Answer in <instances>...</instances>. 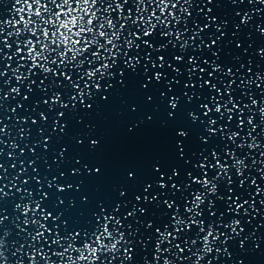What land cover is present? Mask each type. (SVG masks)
I'll return each mask as SVG.
<instances>
[{
	"label": "snow or ice",
	"instance_id": "6c2138e0",
	"mask_svg": "<svg viewBox=\"0 0 264 264\" xmlns=\"http://www.w3.org/2000/svg\"><path fill=\"white\" fill-rule=\"evenodd\" d=\"M260 3L264 4V0ZM186 4L189 0H14L15 15L0 19V78L10 70L11 76L3 79V83L14 77L26 92L33 91V84L44 91L41 85L45 79L55 82L57 88L71 90L66 102L61 100L59 91L54 92L44 101L49 107L55 104L75 107L77 99L81 105L91 107L84 104V98L94 95L92 89H101L102 79L106 81L103 87L107 88L113 69H118L120 64L135 69L142 57L144 72L149 64L153 69L167 66L165 72L153 71L147 80L160 81L170 69V86L172 82L178 83L176 76L183 72L187 77L185 88L198 85L208 90L207 102L200 105L203 114H216L215 118L209 116L204 133L198 137L202 146H209L207 155L203 149L186 155L177 141L178 156L185 161L183 177L175 167L170 171L155 168L160 178L154 183L165 191H179L180 196L163 199L162 218L147 219L139 237L136 236L139 229L131 224L126 226L121 217L135 219L137 212L146 215L142 206L134 205L131 211L120 213L119 203L107 211L98 205L99 211L92 213L88 227L69 229L59 213L45 212L37 200L31 212L40 209V218L30 221L25 216L22 221L24 225L31 223L32 231L21 237L26 230L16 224L19 239L11 242L5 239L10 235L8 230L0 232V264H113V261L206 264V255L214 249L220 255L227 254V248L222 251L216 245L240 236L244 231L242 223H249L251 216L264 208V70L253 72L249 67L241 72L245 66L240 64L234 72V66L218 63L213 46L223 35L222 23L217 24L214 16L205 15L207 22L201 26L193 19L191 35H186L192 17L190 4ZM248 19L245 12L240 23H247ZM209 23L220 35L207 44L203 39L195 43ZM235 27L238 29L239 25ZM259 30L264 33V28ZM201 45L207 50L206 55H194L190 51ZM258 54L264 56V48ZM13 58L15 66L9 63ZM37 76L39 83L30 78ZM10 91L19 94L21 89L12 87ZM183 94L189 101L192 99L191 95ZM177 99L173 97L169 101L172 108L177 106ZM63 115L57 113L58 117ZM189 116L193 121L197 119L192 112ZM40 118L46 119L43 112ZM176 135L187 138L188 133L180 129ZM96 144V140L91 141L93 147ZM174 177L181 182L173 181ZM149 187L145 185V191ZM3 195L6 194L0 188V196ZM143 199L157 201V195ZM160 206L158 202L157 207ZM15 208L22 214L30 212L29 203H17ZM49 218L51 226L44 223ZM3 220L0 216V222ZM239 243L243 246V239ZM8 248L12 259L5 255Z\"/></svg>",
	"mask_w": 264,
	"mask_h": 264
},
{
	"label": "water",
	"instance_id": "95a60500",
	"mask_svg": "<svg viewBox=\"0 0 264 264\" xmlns=\"http://www.w3.org/2000/svg\"><path fill=\"white\" fill-rule=\"evenodd\" d=\"M13 3L14 0H0V19H10L15 15ZM189 4L192 17L186 35H191L193 19L203 26L207 22L205 15L214 16L215 23H222L223 32L217 45L213 46L217 62L234 66V72L240 64L245 66L241 72L249 67L253 72L264 70V56L258 54L264 48V33L259 30L264 28V4L260 0H189ZM245 12L249 19L241 24V16ZM8 30L10 28H6ZM210 33L214 35L210 36ZM218 35L220 33L209 23V28L196 38L195 43L203 39L207 44ZM5 51L11 55L9 50ZM190 51L194 55L207 54L203 45ZM9 63L15 66V58ZM144 66L145 61L141 57L135 69L123 64L113 69L114 75L107 79L109 86L104 88L106 81L102 79L101 89H92L94 95L84 98V104H91V107L81 105L79 99L75 101V107L71 104L67 108L60 104L49 107L44 101L54 92L59 91L61 100L66 102L71 90L57 88L55 82L50 83L47 79L41 85L44 91L33 84V91L26 92L24 85L14 77L7 84L3 83V79L11 76L10 70L0 78V128H3L0 132V188L6 194L0 196V216L4 217L0 222V232H10L5 237L6 241L19 239L16 237V224L26 230L20 234L21 237L33 230L31 223L24 225L22 221L25 216L30 221L40 218V209L31 212L37 200L45 212L59 213V218L67 223L69 229L88 227L93 219L92 213L99 211L98 205H103L107 211L119 203L120 213L131 211L134 205L142 206L146 215L137 212L135 219L128 217L124 220L121 217L126 226L131 224L139 229L136 233L139 237L147 219L162 218V200L180 196L179 191H165L154 183L160 178L155 168L170 171L175 167L183 177L185 161L178 156L177 141L181 142L186 155L202 149L207 155L209 146H202L198 137L204 133L209 116L215 118L216 114L205 116L200 107L207 102V88L201 89L198 85L185 88L187 77L183 72L176 76L178 83L172 82L169 86L172 80L170 69L160 81H149L146 77H150L153 71L165 72L167 66L153 69L149 64L147 72L143 71ZM72 75L75 78L76 73ZM30 78L39 83L38 76ZM63 83L66 85L67 81ZM12 87H19V94L12 93ZM183 93L191 95L192 99L189 101ZM173 97L178 98L175 108L169 104ZM41 112L46 119L40 118ZM58 112L64 115L58 117ZM189 112L197 116L195 121ZM180 129L188 133L187 138L176 135ZM92 140L97 141L95 147L91 145ZM97 168L99 173L95 171ZM257 180L260 181L258 176ZM173 181L181 182L175 177ZM165 182L170 187L167 176ZM57 185L61 188L58 189ZM145 185L151 187L145 191ZM121 192L124 195H120ZM153 195H157V201L143 199ZM137 196L141 197L139 201ZM158 202L160 207H157ZM17 203H29L30 212L22 214L15 208ZM257 207L260 206L257 204ZM44 223L51 226V218ZM242 227L244 231L240 236H234L224 245H216L222 251L227 248V254L220 255L214 249L206 255V264H264V208L251 216L249 223H242ZM242 239L243 246L239 243ZM5 255L12 259L11 248L5 251ZM113 264L117 262L113 261Z\"/></svg>",
	"mask_w": 264,
	"mask_h": 264
}]
</instances>
